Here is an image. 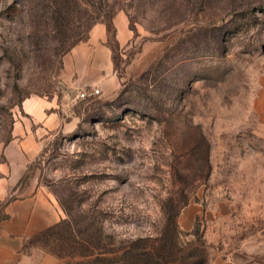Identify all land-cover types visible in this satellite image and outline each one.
<instances>
[{"label": "rangeland", "instance_id": "rangeland-1", "mask_svg": "<svg viewBox=\"0 0 264 264\" xmlns=\"http://www.w3.org/2000/svg\"><path fill=\"white\" fill-rule=\"evenodd\" d=\"M96 22L115 88L80 98ZM40 206L4 264H264V0H0V227Z\"/></svg>", "mask_w": 264, "mask_h": 264}, {"label": "crops", "instance_id": "crops-1", "mask_svg": "<svg viewBox=\"0 0 264 264\" xmlns=\"http://www.w3.org/2000/svg\"><path fill=\"white\" fill-rule=\"evenodd\" d=\"M114 39L119 47L126 46L132 38L128 20L124 13L116 14L113 19ZM64 74L66 82L76 90L72 95L77 96L80 90L92 84H101L103 90L113 91L115 88L114 61L112 48L108 44V29L106 24L96 22L89 30L85 40L74 45L71 50L64 55ZM72 89V90H73ZM25 137H20L17 142L19 149L16 161L22 160L23 147L31 146L34 137H30L24 131ZM34 135V134H33ZM25 201L26 206L31 202ZM19 204V203H18ZM12 206L11 210L16 208ZM56 215L49 213L46 209L37 207L32 214L29 212L18 213L1 223L0 227V264L16 257L18 245L21 242V235L34 233L53 224L60 219V215L55 210ZM51 219V221H50ZM26 230V231H25Z\"/></svg>", "mask_w": 264, "mask_h": 264}, {"label": "built area", "instance_id": "built-area-1", "mask_svg": "<svg viewBox=\"0 0 264 264\" xmlns=\"http://www.w3.org/2000/svg\"><path fill=\"white\" fill-rule=\"evenodd\" d=\"M99 92H100L99 88L92 87V88L84 89L83 91H81L79 93L78 97L87 98V97H90V96L97 95Z\"/></svg>", "mask_w": 264, "mask_h": 264}, {"label": "trees", "instance_id": "trees-1", "mask_svg": "<svg viewBox=\"0 0 264 264\" xmlns=\"http://www.w3.org/2000/svg\"><path fill=\"white\" fill-rule=\"evenodd\" d=\"M54 229V227H52V228H50V230H53ZM49 230V229H48Z\"/></svg>", "mask_w": 264, "mask_h": 264}]
</instances>
